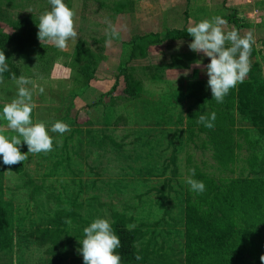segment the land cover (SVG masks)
<instances>
[{
  "label": "rangeland",
  "instance_id": "obj_1",
  "mask_svg": "<svg viewBox=\"0 0 264 264\" xmlns=\"http://www.w3.org/2000/svg\"><path fill=\"white\" fill-rule=\"evenodd\" d=\"M180 1L64 0L75 13V41L69 40L64 50L41 43L38 49H26L21 57L6 56L9 70L0 82V114L17 93L12 75L30 78L37 85L31 118L33 123L45 124L53 149L33 154L22 143L20 151L28 153L24 172L4 175V199L14 206L15 228L13 253L0 256V264H49L63 247L69 259L82 257L78 249L87 227L84 222L103 218L112 226L114 212L133 219L130 224L136 225L134 229L147 235L143 243L149 241L168 256L150 264H185L187 199L195 197L183 182L189 170L195 169L194 179L204 177L217 183L225 194L238 191L237 185L228 187L230 183L264 178V143L258 145L259 133L234 108L223 102L208 108L216 114L214 127L221 126L226 132L222 159L210 129L191 120L190 107L199 112V99L212 94L203 70L209 57L192 51L190 40H181L186 37L154 45H147L149 40L139 41L132 57L133 36L154 33L164 37L168 29L184 28V16L193 2ZM211 1L199 2L204 6ZM238 2L235 0V5ZM259 2L262 7L247 4V11L253 13L243 18L246 23L252 24L248 17L263 24L257 28L255 23L250 32L254 46L262 51L258 60L264 78V46L260 42L264 41V0ZM0 4L10 13V21L0 20V29L9 35L14 33L11 22L26 15L34 16L37 24L32 28L38 33L40 15L51 10L48 0H0ZM200 7L197 4V9ZM229 11L224 4L222 10L204 16L224 17ZM110 25L115 26L118 37L110 34ZM248 29H242L240 35ZM91 54L96 60L89 80L80 69ZM197 61L200 66H195ZM169 64L170 68L163 67ZM190 67V74L183 75ZM128 83L139 91L137 98L126 95ZM39 87L44 88L43 94ZM56 121L68 124L71 130L52 132ZM0 133L9 139L18 135L3 119ZM69 213L73 214L68 219L71 223L67 222L57 249L51 245L41 248L35 239L26 238L35 228ZM226 216L238 230L249 232L245 239L237 237L235 250L224 259L226 264H262L264 209L253 217L241 208Z\"/></svg>",
  "mask_w": 264,
  "mask_h": 264
},
{
  "label": "trees",
  "instance_id": "obj_2",
  "mask_svg": "<svg viewBox=\"0 0 264 264\" xmlns=\"http://www.w3.org/2000/svg\"><path fill=\"white\" fill-rule=\"evenodd\" d=\"M224 1L226 5V0ZM221 17L227 21V28L237 30L239 33L242 29L251 27L250 24L246 23L247 21L244 22L245 20L238 10L230 9L226 16ZM0 20L10 21V13L1 4ZM35 24H37V21L34 20V16L26 15L17 21L11 22V28L14 31L11 35L4 33L0 29V51H4L5 56L14 58V56L21 57V54L26 49H38L37 47L41 45V42L38 39V33L32 28ZM34 35L37 37L35 36L36 38H34ZM186 35V28H174L168 29L164 37L154 33L138 37L133 36L131 39L134 45L132 57L138 48L139 41L149 40L147 45L164 44L185 38ZM260 42L264 46V41ZM261 54L262 51L258 50L253 44L249 57L250 71L244 81L230 89L223 100L227 108H234V111L237 112L242 120L259 133L261 137L258 141L259 146L264 143V78L260 76L262 64L258 60ZM95 60L96 56L89 55L86 59L87 64L80 69L81 74L84 77H88L89 80L93 77ZM171 66L169 64L163 67L170 68ZM125 93L131 98L139 96L137 88L130 83L127 84ZM199 101L201 105L199 112L192 111L193 108L191 107L189 109L191 120H195L194 124L197 123L199 115L208 116V114H211V112H208V108H211L216 102L212 94L200 98ZM210 132L216 146L215 150L222 159L225 156L224 147L222 146L226 143L224 135L226 132L221 126L211 128ZM172 160L175 164V150ZM262 163H264V154ZM24 169L25 160L15 165H5L2 156H0V256L3 257H10L13 253L15 228L14 206L4 199L3 178L6 173L21 174ZM197 180L204 182L205 191L200 194L192 192L195 197L189 196L187 199L185 264H226L224 259L229 258L235 250L237 237L245 239L249 233L245 230H238L227 219L226 215L235 214L239 208L251 217L261 214L264 209V178L238 180L228 184V187L238 186V191L233 192V194L221 193V186L204 177H200ZM72 216V213L66 216H56L54 219L49 220L45 226L35 228L26 238L35 239L37 246L41 248L51 245L52 249H57L60 246L61 238L67 232V221ZM112 219L113 224L111 227L121 240V247L116 249V252L121 256V264H150L157 259H168V256L162 253L161 248L151 247L149 241L143 243L147 236L146 233L137 229H133L130 232L125 230L124 226L132 223L133 219L116 212L113 213ZM79 220L83 221L81 218ZM84 223L87 226L89 225L88 222ZM133 243L136 245L135 248ZM137 255L141 259L137 260ZM67 263L84 264L83 256L69 259L63 247L56 252L49 262V264Z\"/></svg>",
  "mask_w": 264,
  "mask_h": 264
},
{
  "label": "clouds",
  "instance_id": "obj_3",
  "mask_svg": "<svg viewBox=\"0 0 264 264\" xmlns=\"http://www.w3.org/2000/svg\"><path fill=\"white\" fill-rule=\"evenodd\" d=\"M52 6L50 11L42 13L38 23V39L44 44H51L60 50L68 46V41L77 39L75 29L74 11L69 8L64 0H48ZM227 21L220 16L211 19H203L200 22L190 25L187 33L194 39L189 47L197 54L203 53L210 58L203 70L206 71L209 79L207 86L211 89L212 97L217 103H222L230 89L238 83H242L250 71L249 57L255 37L252 32H247L243 36L237 30L225 31L224 26ZM110 34L119 36L115 26L110 25ZM110 41H106L109 43ZM227 45V46H226ZM7 58L4 51H0V82L2 74L9 70L6 63ZM195 66H200L198 61ZM191 67L186 69L183 75L190 74ZM12 79L17 85L16 96L11 102L4 104L0 119L7 121V128L18 135H13L9 139L0 133V156L5 165H15L23 162L28 153L49 152L53 149V139L48 134L43 122L33 123L31 113L35 108L33 94L37 85L33 80L23 75L18 78L15 74ZM32 85L29 89L26 85ZM44 88L39 87V93L43 94ZM216 114L210 116L199 115L197 123L211 129L214 127ZM70 126L62 121L52 124L51 131L63 134L69 132ZM22 143L28 146V153H22L20 147ZM195 169L189 170V175L185 176L183 182L189 186V190L200 194L205 191V184L202 180L194 179ZM71 223V221H67ZM135 224L124 226L126 231H132ZM82 240H79L81 247L78 252L83 256L84 264H121V256L116 249L121 247L119 236L113 231L107 219L97 218L83 229ZM133 247L136 245L133 243ZM139 260L141 257L136 256ZM260 260L264 264V255Z\"/></svg>",
  "mask_w": 264,
  "mask_h": 264
},
{
  "label": "crops",
  "instance_id": "obj_4",
  "mask_svg": "<svg viewBox=\"0 0 264 264\" xmlns=\"http://www.w3.org/2000/svg\"><path fill=\"white\" fill-rule=\"evenodd\" d=\"M186 1H187V4L189 5L188 0H186ZM191 1L193 2V4H192L191 7H189L188 13H186L185 16H184V28H186L187 26L189 27L190 25H194V24L200 22L203 19H210L208 16L205 17L204 15L206 13H208L209 11H212V10L213 11L214 10L220 11L223 8V5H222L223 3L221 4V0H212V1L210 0L211 2H209V3L205 2L204 6L199 2L200 0H191ZM238 1L239 2L235 5V0H226V5H227L228 9L238 10L239 13L241 14L242 18H243V15H246V13H248V14H252L253 13V12H248L247 11L248 10L247 9V7H248L247 4H249L250 6H253V8H255L257 6L258 7H262V4H263L262 2H259V0H248V2L247 1L246 2H242L243 0H238ZM229 2H230V4H228ZM240 2L243 3V4H241ZM197 4H199V6H201L198 9H197ZM174 7H176V3L171 5V6H169L168 10L166 9L165 11H163V13L160 15L161 18L164 17L165 13L167 15V12H171ZM243 19L245 20V18H243ZM247 20L252 21L251 22L252 24H250V23H248V24H250L251 27L253 26V28L256 26V25H254L255 23L258 24L257 28L258 27H263V24L260 25V23H262V22H255L252 18H248V17H247ZM224 27H228V26L225 25ZM251 27H250V30L248 29L249 31H251ZM253 28H252V30H254ZM186 31H187V28H186ZM193 39L194 38L190 34L187 33L186 39H181V40L182 41L183 40L184 41L190 40V42H192ZM172 42H174V41H172Z\"/></svg>",
  "mask_w": 264,
  "mask_h": 264
}]
</instances>
